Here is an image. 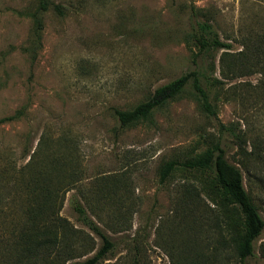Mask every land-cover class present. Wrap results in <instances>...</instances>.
<instances>
[{
	"label": "rangeland",
	"instance_id": "374dc122",
	"mask_svg": "<svg viewBox=\"0 0 264 264\" xmlns=\"http://www.w3.org/2000/svg\"><path fill=\"white\" fill-rule=\"evenodd\" d=\"M50 1L61 13L50 5L39 14L35 44L38 0H0V117L17 115L0 123V159L22 165L34 151L53 152L57 137L65 136L75 176L60 215L99 247L101 239L77 218L73 203L79 201L112 241L97 264H230L232 232L224 225L212 173L178 167L160 181L159 169L215 140L237 163L242 155L231 126L247 151L259 148L261 166L242 173L264 218V96L256 86L261 75L211 84L221 79L223 49L198 52L191 14L192 7L210 12L212 30L236 53L242 47L237 39L261 27L264 0ZM191 70L198 72L215 115L188 83L149 121L120 125L115 108H132ZM261 242L264 229L245 264H264Z\"/></svg>",
	"mask_w": 264,
	"mask_h": 264
},
{
	"label": "trees",
	"instance_id": "16d2710c",
	"mask_svg": "<svg viewBox=\"0 0 264 264\" xmlns=\"http://www.w3.org/2000/svg\"><path fill=\"white\" fill-rule=\"evenodd\" d=\"M50 5V0H38L36 12L32 13L35 44L40 43L42 31L39 14L49 9ZM52 6L61 13L58 4ZM191 14L196 26L193 39L198 52L215 47L223 49L218 60L221 79L213 78L211 84L257 72L261 75L256 84L257 92L264 96V21L258 30L250 28L241 35L237 40L242 47L232 53L231 43L221 41L212 30L211 20L214 17L210 12L192 7ZM210 66L214 69V61ZM188 83L193 87L201 106L210 115H215L208 93L195 70L156 87L146 100L132 108H115L114 114L122 126L149 121L156 108L176 98ZM16 116L0 117V123ZM219 126L224 127L222 123ZM228 130L235 137L242 155L237 163L226 159L224 149L215 140L202 151L168 159L159 169V180H165L178 167L209 170L221 195L224 225L232 232L234 259L230 264H245L246 258L254 254L253 243L264 229V218L245 188L242 170L249 175L252 169L261 166V158L257 146L247 151L241 135L231 126ZM56 144L53 152L42 151L39 155L34 151L30 159L19 166L14 161L0 159V264H66L80 257L84 258L75 264H97L113 247L112 241L87 215L79 201L73 203L77 218L101 239L99 247L95 248L93 238L90 239L84 231L60 215L64 193L73 188L75 172L69 167L73 155L68 150L65 136H58ZM259 249L264 254V242L260 243ZM132 264H137V260L133 259Z\"/></svg>",
	"mask_w": 264,
	"mask_h": 264
}]
</instances>
